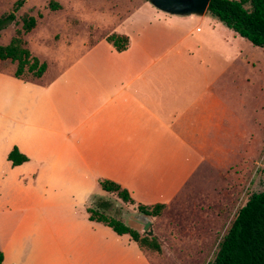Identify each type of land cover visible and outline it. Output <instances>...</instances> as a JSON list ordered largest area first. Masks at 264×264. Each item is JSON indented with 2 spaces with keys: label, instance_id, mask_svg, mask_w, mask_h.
<instances>
[{
  "label": "crops",
  "instance_id": "0c3cea01",
  "mask_svg": "<svg viewBox=\"0 0 264 264\" xmlns=\"http://www.w3.org/2000/svg\"><path fill=\"white\" fill-rule=\"evenodd\" d=\"M133 4L91 19L106 34L78 44L48 79L0 71L1 264H153L128 235L89 220L92 198L109 194L99 182L166 210L196 170L223 157L220 81L241 57L240 37L206 13ZM111 34L127 38L123 51L106 42ZM13 148L25 162L10 164Z\"/></svg>",
  "mask_w": 264,
  "mask_h": 264
},
{
  "label": "rangeland",
  "instance_id": "374dc122",
  "mask_svg": "<svg viewBox=\"0 0 264 264\" xmlns=\"http://www.w3.org/2000/svg\"><path fill=\"white\" fill-rule=\"evenodd\" d=\"M14 1L0 0V16L10 13ZM134 1L24 0L14 13V21L0 30V46L20 32L19 38L30 57L45 64V71L37 80L42 82V78L48 79L62 68L64 60L77 52L78 44L90 45L106 34V28L91 19L108 12L113 20ZM121 6L127 7L115 9ZM23 15L35 21L27 33L21 29ZM225 30L227 34L231 32ZM237 40L232 47L241 57L225 63L220 81L225 100L223 157L219 152L216 162L210 160L196 170L175 202L158 217L142 215L136 205L123 203L113 194L92 198L89 203L90 210L100 207V212L140 236L147 231L150 236L156 233L162 248L160 253L147 251L153 264L210 262L237 210L251 193L264 189V51L250 46L243 38ZM14 69L15 63H0V71L12 73Z\"/></svg>",
  "mask_w": 264,
  "mask_h": 264
},
{
  "label": "trees",
  "instance_id": "16d2710c",
  "mask_svg": "<svg viewBox=\"0 0 264 264\" xmlns=\"http://www.w3.org/2000/svg\"><path fill=\"white\" fill-rule=\"evenodd\" d=\"M23 2L24 0H15L10 13L0 16V30L14 21V13L21 8ZM205 13L253 47L264 49V0H210ZM20 20L21 29L25 33L35 25L30 16L23 15ZM19 33L17 31L6 45L0 46V63H15V69L11 73L14 78L36 82L44 73L45 64L30 57L19 38ZM105 40L116 52L123 51L127 46V38L124 36L111 34ZM7 160L12 166H17L25 162L26 158L13 148L7 154ZM99 187L102 191L115 195L123 203H132L128 192L110 181H100ZM164 208L165 205L160 203L136 207L139 213L147 217L159 216ZM96 209L98 210H90L89 207L86 209L89 220L103 223L117 235H128L143 252L160 253V246L156 238L150 236L149 231L140 236L137 231L121 221L100 212V207ZM1 262L0 252V264ZM206 264H264V189L251 193L246 198L218 241L213 259Z\"/></svg>",
  "mask_w": 264,
  "mask_h": 264
},
{
  "label": "water",
  "instance_id": "95a60500",
  "mask_svg": "<svg viewBox=\"0 0 264 264\" xmlns=\"http://www.w3.org/2000/svg\"><path fill=\"white\" fill-rule=\"evenodd\" d=\"M156 10L173 16H202L210 0H146ZM148 222L143 224L144 230Z\"/></svg>",
  "mask_w": 264,
  "mask_h": 264
}]
</instances>
